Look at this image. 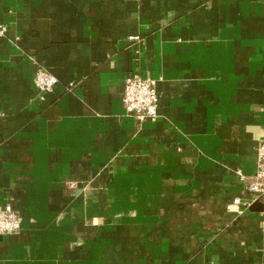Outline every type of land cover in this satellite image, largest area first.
<instances>
[{
  "label": "crops",
  "instance_id": "crops-1",
  "mask_svg": "<svg viewBox=\"0 0 264 264\" xmlns=\"http://www.w3.org/2000/svg\"><path fill=\"white\" fill-rule=\"evenodd\" d=\"M1 25L0 264H264V201L226 208L264 138V0H0Z\"/></svg>",
  "mask_w": 264,
  "mask_h": 264
},
{
  "label": "built area",
  "instance_id": "built-area-1",
  "mask_svg": "<svg viewBox=\"0 0 264 264\" xmlns=\"http://www.w3.org/2000/svg\"><path fill=\"white\" fill-rule=\"evenodd\" d=\"M7 29L5 25H1L0 36H3ZM34 83L40 93V98H44L46 93L52 91L57 85L58 77L44 67H38ZM122 100L127 112L140 122L156 121L160 115L157 80L150 76H144L139 72L128 74L125 78ZM257 150V169L254 176L247 179L242 172H239L241 179L247 182L250 196L248 198L234 197L227 204L226 208L229 212L240 215L256 201H264V138L259 141ZM22 221V216L11 203L0 207V235L19 231Z\"/></svg>",
  "mask_w": 264,
  "mask_h": 264
},
{
  "label": "water",
  "instance_id": "water-1",
  "mask_svg": "<svg viewBox=\"0 0 264 264\" xmlns=\"http://www.w3.org/2000/svg\"><path fill=\"white\" fill-rule=\"evenodd\" d=\"M258 203H261V201H256V202L251 206V208H252L254 205L258 204Z\"/></svg>",
  "mask_w": 264,
  "mask_h": 264
}]
</instances>
